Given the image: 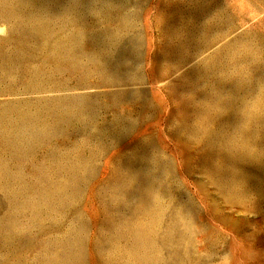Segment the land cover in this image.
<instances>
[{
	"label": "rangeland",
	"instance_id": "1",
	"mask_svg": "<svg viewBox=\"0 0 264 264\" xmlns=\"http://www.w3.org/2000/svg\"><path fill=\"white\" fill-rule=\"evenodd\" d=\"M0 29V264H264V0H0Z\"/></svg>",
	"mask_w": 264,
	"mask_h": 264
},
{
	"label": "bare ground",
	"instance_id": "2",
	"mask_svg": "<svg viewBox=\"0 0 264 264\" xmlns=\"http://www.w3.org/2000/svg\"><path fill=\"white\" fill-rule=\"evenodd\" d=\"M249 44H250V43H249ZM238 243H239V242H238ZM242 244H243V243H242ZM234 247H235V246H234ZM238 248H240V247L238 246ZM235 249H236V248H235ZM250 249H251V248H250ZM232 251H233V250H232ZM235 251H236V250H235ZM246 251H247V250H246ZM246 251H245V252H246ZM257 251H258V250H257ZM238 252H239V250L236 251V254H238ZM245 252H244V253H245ZM254 252H255V251H254ZM254 252H253V253H254ZM262 252H263V251H262ZM233 253H234V252H232V254H233ZM242 253H243V251H242ZM247 253H248V252H247ZM255 253H256V252H255ZM263 254H264V253H263ZM238 255H241V256H242V254H238ZM243 255H244V254H243ZM254 255H255V254H254ZM244 257H245V255H244ZM246 257H247V256H246ZM249 257H250V256H249ZM251 257H252V256H251ZM234 258H235V257H234ZM234 258H233V259H234ZM238 258H239V256H238ZM238 258H237V260L240 259V258H239V259H238ZM241 258H242V257H241ZM247 258H248V257H247ZM255 258H256V257H255ZM242 260H243V262L245 261L243 258H242ZM251 260H253V259H251ZM246 261H247V260H246ZM246 261H245V263H246ZM233 262H234V261H233ZM260 262H261V261H260ZM262 262H263V260H262ZM238 263H239V262H238Z\"/></svg>",
	"mask_w": 264,
	"mask_h": 264
},
{
	"label": "snow or ice",
	"instance_id": "3",
	"mask_svg": "<svg viewBox=\"0 0 264 264\" xmlns=\"http://www.w3.org/2000/svg\"><path fill=\"white\" fill-rule=\"evenodd\" d=\"M3 30L2 29H0V32H2Z\"/></svg>",
	"mask_w": 264,
	"mask_h": 264
}]
</instances>
